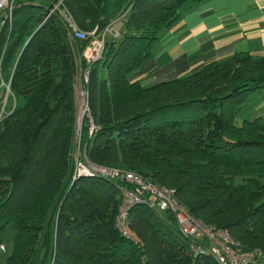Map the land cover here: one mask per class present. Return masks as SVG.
<instances>
[{"label":"trees","instance_id":"trees-1","mask_svg":"<svg viewBox=\"0 0 264 264\" xmlns=\"http://www.w3.org/2000/svg\"><path fill=\"white\" fill-rule=\"evenodd\" d=\"M53 1L14 0L0 26V74L12 92L0 117V232L13 228L6 264H217L191 250L168 208L137 201L121 230L120 186L130 183L73 177L77 131L89 160L173 188L193 216L264 250V118L236 121L264 89V54L236 51L142 85L129 74L152 55L160 31L202 0H63L81 30L124 14L119 36L91 62L81 55L87 39L58 13L44 20ZM80 77L88 111L77 129Z\"/></svg>","mask_w":264,"mask_h":264},{"label":"crops","instance_id":"crops-1","mask_svg":"<svg viewBox=\"0 0 264 264\" xmlns=\"http://www.w3.org/2000/svg\"><path fill=\"white\" fill-rule=\"evenodd\" d=\"M236 51L264 54V0H202L186 7L174 24L160 31L152 55L129 78L150 85ZM257 115L264 118V89L241 104L236 121ZM11 249L10 238L0 232V264H6Z\"/></svg>","mask_w":264,"mask_h":264},{"label":"built area","instance_id":"built-area-1","mask_svg":"<svg viewBox=\"0 0 264 264\" xmlns=\"http://www.w3.org/2000/svg\"><path fill=\"white\" fill-rule=\"evenodd\" d=\"M14 0H0V26L4 25L12 17ZM58 13L67 26L77 37L87 39L81 55L87 62L100 57L105 45L106 34L119 36L124 14L113 19L104 29L81 30L77 27L71 14L64 6L63 0H54L49 8L47 16ZM43 20V21H44ZM42 21V22H43ZM41 22V23H42ZM88 68L81 77L87 78ZM80 77V81H81ZM1 92L4 94L0 100V117L5 110L6 98L12 94L10 78L4 79L0 74ZM81 93L85 96L83 87ZM85 100V99H84ZM82 106L88 109L86 100ZM77 148L75 153V167L73 177L100 173L112 178H120L129 185H121L122 200L119 206L116 222L119 228L126 231L125 219L129 206L137 201L147 202L149 206L159 209H170L176 217L178 231L190 239V248L196 252H206L214 256L217 264H257L264 256V250L260 247L244 248L237 240L231 238L227 230L208 224L193 216L189 210L176 199L175 190L165 185H158L153 180L146 178L141 173L129 169H122L89 160L85 155L79 156Z\"/></svg>","mask_w":264,"mask_h":264},{"label":"rangeland","instance_id":"rangeland-1","mask_svg":"<svg viewBox=\"0 0 264 264\" xmlns=\"http://www.w3.org/2000/svg\"><path fill=\"white\" fill-rule=\"evenodd\" d=\"M110 36H112L110 33H107L106 34V38H109ZM81 88H82V84L80 82V79L78 80V84H77V89H76V101H77V113H76V128L78 129L79 126H80V123H81V119L84 115V113H86L88 111V109H85L82 104L83 102L85 101V96L81 93ZM7 108H5V111H6ZM79 132L77 131L76 132V135H75V152H74V162H75V153L77 151V148L80 152V155L79 156H82V152L79 148ZM75 167V166H74ZM234 182L235 183H238L242 180V176L241 175H237L234 177ZM158 214L160 216H163L164 215V211L163 210H157ZM6 233V237L7 238H10L11 240V246H12V236H13V228L11 225H8L7 228L5 229L4 231ZM9 242V241H8Z\"/></svg>","mask_w":264,"mask_h":264}]
</instances>
